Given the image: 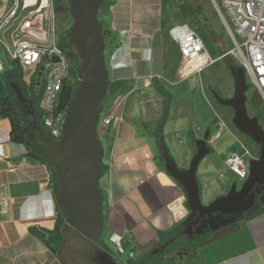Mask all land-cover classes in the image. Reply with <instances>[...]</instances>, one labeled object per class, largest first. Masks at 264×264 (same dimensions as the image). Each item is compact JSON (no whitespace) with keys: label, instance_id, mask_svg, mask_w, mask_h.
I'll return each mask as SVG.
<instances>
[{"label":"crops","instance_id":"obj_1","mask_svg":"<svg viewBox=\"0 0 264 264\" xmlns=\"http://www.w3.org/2000/svg\"><path fill=\"white\" fill-rule=\"evenodd\" d=\"M11 1L0 0V17ZM162 9V0H107L99 10L102 28L109 31L103 52L109 86L101 109L115 119L107 127L96 125L106 168L98 187L103 195L102 241L117 264L144 257L158 245L160 233L190 214L185 191L165 170L155 144L153 132L162 104L154 82L171 96L162 137L179 169L189 167L197 141L226 127L202 78L194 74L178 78L180 56L168 31L164 33ZM121 31H129L132 38L121 40ZM174 50L178 64L170 62ZM9 132V121L0 118V264H63L31 232L55 227L48 167L27 156L23 145L10 142ZM236 135V130L224 131L207 145L209 153L197 166L204 206L225 196L233 183L241 187L225 165L228 153L241 142ZM112 234L121 237L123 254L108 243ZM162 264H264V212L218 231L199 245L195 256L178 255Z\"/></svg>","mask_w":264,"mask_h":264},{"label":"water","instance_id":"obj_2","mask_svg":"<svg viewBox=\"0 0 264 264\" xmlns=\"http://www.w3.org/2000/svg\"><path fill=\"white\" fill-rule=\"evenodd\" d=\"M103 0H70L72 19L67 39L72 54L78 81L73 89L69 107L62 124L59 140L51 138L37 125L32 101L27 100L16 84L10 89L16 104L27 123L29 131L46 147V158L53 169L56 184V205L64 224L60 230L63 240L60 258L63 264H92L89 256L96 248H104L103 195L98 182L101 170L102 146L96 137L97 113L107 95L108 72L104 58L105 42L98 13ZM234 93L230 99H214L233 111L232 125L236 132L249 138L256 146L258 157L248 162V176L238 188L233 183L223 197L211 204L202 205L196 181V169L200 160L209 153L206 138L196 142L197 152L186 170H179L167 152L163 153V164L168 174L184 189L190 214L187 221L196 224L202 221L212 229L225 226L239 218L253 203V189L264 191V132L256 117L250 118L245 106L247 84L241 68L232 69ZM262 195V193H261ZM258 200H262V196ZM236 213L226 223L212 227L214 216Z\"/></svg>","mask_w":264,"mask_h":264},{"label":"built area","instance_id":"obj_3","mask_svg":"<svg viewBox=\"0 0 264 264\" xmlns=\"http://www.w3.org/2000/svg\"><path fill=\"white\" fill-rule=\"evenodd\" d=\"M221 22L230 49L213 56L197 33L185 24L168 29V36L177 46L181 77L199 75L222 59L230 57L244 72L248 84L260 96L264 109V0H208ZM121 40L132 38L129 31L118 34ZM59 38L53 0H12L8 11L0 17V72L1 56L16 61L23 70L32 68V94L39 98L40 120L44 131L59 140L66 112L58 111L63 86L72 80L74 61ZM115 119L113 114H100L98 123L107 127ZM227 127L206 138L213 145ZM254 159L251 150L239 142L231 150L225 165L239 180L248 176V162ZM259 204L264 207V191ZM108 243L118 254H123L121 237L112 234Z\"/></svg>","mask_w":264,"mask_h":264},{"label":"trees","instance_id":"obj_4","mask_svg":"<svg viewBox=\"0 0 264 264\" xmlns=\"http://www.w3.org/2000/svg\"><path fill=\"white\" fill-rule=\"evenodd\" d=\"M70 0H53L54 4V12L63 11V4L66 3L69 6ZM105 4V0H103L102 6L100 9L103 8ZM67 6V11H69V7ZM101 24V21L99 20ZM102 27V25H101ZM70 28V27H69ZM69 28L65 31L64 37L62 38V42L65 47L67 45V39L69 37ZM102 35L103 38L109 36V31L102 28ZM210 36L212 40H215L214 35L210 32ZM220 53L224 54V51H220ZM68 55L72 61L73 57L70 52L68 51ZM3 69L0 72V118L7 119L10 124V132H9V139L10 142L23 145L27 156L30 158L45 164L49 170L50 176V185L53 191V197L56 201V194L58 191L55 176L53 169L49 165L47 158H46V147L42 144L28 129L27 123L19 109L18 105L15 101V96L10 89L11 84H16L24 97L27 100L32 101L33 113L35 117V121L39 128L44 131L42 127L41 120H40V111L38 107L39 98L38 96H34L32 94V86L33 82L31 81L29 85L23 80V69L16 61H4L2 62ZM239 68L238 65L234 63L230 64V69ZM72 80L68 82V84L63 86V89L60 94L59 104H58V111L67 112L69 107V102L71 99V95L73 89L78 81L77 71L76 68L72 70ZM247 91L251 87L247 84ZM154 87L156 90L157 95L159 96L162 104V113L158 120L156 130L153 132V136L155 138V144L159 153V156L163 160V153L166 152V146L163 141L162 137V128L163 125L168 117L169 107L171 104V96L165 92L161 86L155 81ZM102 113V109L97 113L95 122L96 125L98 124L99 116ZM257 119L259 120V116L257 115ZM238 135L250 146L254 148L255 154L258 156L256 146L254 143L247 137L238 133ZM102 173L106 172V168L101 164L100 165ZM182 170V169H179ZM261 191H257L254 193V200L252 205L242 213V215L229 222L225 226H221L216 229H212L209 225H204L202 221H198L196 224H193L191 221H187V219L174 227L172 230L166 233H160L159 243L158 245L149 251L144 257L139 260H132L128 258L125 264H162L165 260L169 262L174 261L175 256H184V257H193L197 253V249L199 245L204 242L209 241L218 231L233 225L242 220H251L258 216H260L264 212V207H262L259 202L258 198L261 195ZM56 223L55 227L52 231L43 232L37 230H31L32 234L37 237L38 239L42 240L43 243L55 254L60 256V249L63 244L62 237L60 235V230L64 224L63 218L61 216L60 210L56 205ZM188 218V217H187ZM102 255L107 257L108 263L107 264H117L115 260L112 259L109 249L104 246V248L99 249ZM95 252V251H94ZM93 252V253H94ZM92 253V254H93Z\"/></svg>","mask_w":264,"mask_h":264},{"label":"rangeland","instance_id":"obj_5","mask_svg":"<svg viewBox=\"0 0 264 264\" xmlns=\"http://www.w3.org/2000/svg\"><path fill=\"white\" fill-rule=\"evenodd\" d=\"M105 2L107 3V0H105ZM162 2V18L164 19L165 34H167L168 29L172 26L185 24L199 35V37L201 38L203 43L207 45L210 53L213 56L222 55L220 51H224V53H226L230 49V42L226 37L223 26L215 15L208 0H162ZM67 6L68 5L64 3L63 8L65 9L63 11L57 13L54 12L56 30L61 40L64 37L65 31L71 26L72 23L70 12L67 11ZM99 18H102L100 11L98 13V20H100ZM210 32L215 37L214 41L210 36ZM171 51L170 62L178 64V54L176 50H174L173 52ZM4 61L10 60L6 56H1V62ZM231 63L237 65L232 58H224L212 67L201 72L198 76L202 78L203 83L206 87V92L210 99L214 101V104L218 109L219 116L221 117L222 121L225 123L226 127L229 130L235 132V128L232 125V109L220 105L214 99L216 95L221 100H227L230 99L234 93L233 74L230 69ZM32 77V68L23 70V80L29 81L30 79H32ZM178 78L181 79L185 77L179 76ZM245 81L246 84H248V80L245 79ZM245 106L247 113L256 118L257 115L259 116L258 122L264 132V109L262 107V101L259 94L251 87L245 93ZM237 137L244 145H246L251 150L252 156L254 157V159H256L257 155L254 152V148L247 144L241 137ZM237 180L239 185H242V183L244 182V180ZM246 201L248 205L251 204V202L253 201V196L249 195ZM235 216L236 213L215 215L211 226L216 227L222 225L227 221H230Z\"/></svg>","mask_w":264,"mask_h":264},{"label":"flooded vegetation","instance_id":"obj_6","mask_svg":"<svg viewBox=\"0 0 264 264\" xmlns=\"http://www.w3.org/2000/svg\"><path fill=\"white\" fill-rule=\"evenodd\" d=\"M247 114L250 118H254V116L250 115L249 113H247ZM257 191H260L259 187L253 189V193H256ZM99 249H102V248H96L95 252L89 256V262H91L93 260L96 264H101L102 261H106V263H108L107 257L102 255V253H101V251H99Z\"/></svg>","mask_w":264,"mask_h":264}]
</instances>
